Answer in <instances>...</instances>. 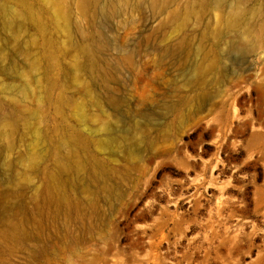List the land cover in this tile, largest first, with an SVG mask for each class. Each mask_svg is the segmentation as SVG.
<instances>
[{
    "label": "rangeland",
    "instance_id": "obj_1",
    "mask_svg": "<svg viewBox=\"0 0 264 264\" xmlns=\"http://www.w3.org/2000/svg\"><path fill=\"white\" fill-rule=\"evenodd\" d=\"M100 3L0 0V264H264V0Z\"/></svg>",
    "mask_w": 264,
    "mask_h": 264
},
{
    "label": "bare ground",
    "instance_id": "obj_2",
    "mask_svg": "<svg viewBox=\"0 0 264 264\" xmlns=\"http://www.w3.org/2000/svg\"><path fill=\"white\" fill-rule=\"evenodd\" d=\"M161 3V0H102V3H100L99 6V12L104 16H110L115 10H122L126 8H133V7H139L140 5H146L150 9L154 10L159 4ZM151 39V38H149ZM202 52V51H201ZM200 51L198 54L201 53ZM123 54H117L116 57V64L120 65V63L124 59ZM84 58L86 60H89L91 63L96 64L99 60V58H96V53L93 54V51H84ZM177 58L178 60H175ZM174 60L177 63H181L182 57L178 55L177 49L172 45H165L163 47H160L158 51V58L157 61L160 65H164L165 62H168L169 60ZM200 60H196V64L199 65ZM195 64V65H196ZM82 68V65L80 63H77L73 67L74 72H79ZM95 68V66H91L89 71H92ZM160 105H164V99L159 101ZM112 121V120H111ZM134 126L137 130L141 129V125L143 122L136 120V118H133ZM105 135L108 137L110 141H115L119 144L120 149L125 150H131L129 144L127 143L126 135L119 132L118 128L113 125V123L110 122V119L108 121V124L105 126L104 131ZM133 151V150H132ZM134 152V151H133ZM49 202L52 201V198L48 199ZM68 213H74L73 208L67 209ZM66 215V213H65ZM35 230L40 232V230H43L39 225L35 226Z\"/></svg>",
    "mask_w": 264,
    "mask_h": 264
}]
</instances>
